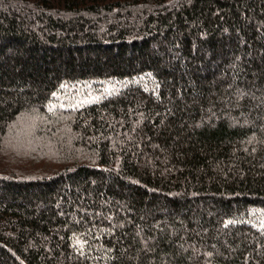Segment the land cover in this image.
Here are the masks:
<instances>
[{
    "label": "trees",
    "instance_id": "1",
    "mask_svg": "<svg viewBox=\"0 0 264 264\" xmlns=\"http://www.w3.org/2000/svg\"><path fill=\"white\" fill-rule=\"evenodd\" d=\"M0 264H264V0H0Z\"/></svg>",
    "mask_w": 264,
    "mask_h": 264
},
{
    "label": "rangeland",
    "instance_id": "2",
    "mask_svg": "<svg viewBox=\"0 0 264 264\" xmlns=\"http://www.w3.org/2000/svg\"><path fill=\"white\" fill-rule=\"evenodd\" d=\"M98 91H100V89H93L87 94V96H89L93 92L97 93ZM84 95H85V91L83 87L78 86L76 88H71L67 93H61L60 95L59 94L56 95L55 102L53 103L52 107H57V106L62 107L64 106L63 102H66L67 106H69L70 108L78 109L79 107L82 106V104H84L83 102L86 101ZM257 227L263 228L261 225H257ZM79 245L80 247L83 246V244L82 245L79 244Z\"/></svg>",
    "mask_w": 264,
    "mask_h": 264
}]
</instances>
